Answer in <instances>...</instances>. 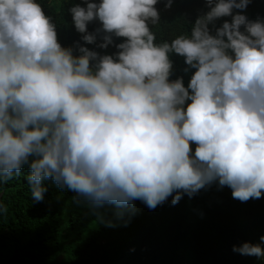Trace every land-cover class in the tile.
<instances>
[{
  "label": "clouds",
  "instance_id": "1",
  "mask_svg": "<svg viewBox=\"0 0 264 264\" xmlns=\"http://www.w3.org/2000/svg\"><path fill=\"white\" fill-rule=\"evenodd\" d=\"M159 2L72 4L84 44L99 37L106 49L123 38L101 55L62 46L37 0H0V188L26 169L33 201L51 181L102 222L108 206L131 217L137 200L154 210L213 183L240 202L262 198L264 18L242 14L252 0H205L190 35L158 43L150 25L160 22ZM162 2L168 9L173 0ZM94 20L100 27L88 32ZM171 53L185 73L194 69L187 87L170 79ZM259 241L233 251L264 258V235Z\"/></svg>",
  "mask_w": 264,
  "mask_h": 264
},
{
  "label": "trees",
  "instance_id": "2",
  "mask_svg": "<svg viewBox=\"0 0 264 264\" xmlns=\"http://www.w3.org/2000/svg\"><path fill=\"white\" fill-rule=\"evenodd\" d=\"M37 2L56 24L60 44L73 47L74 54H78L77 43L104 55L114 54V45L123 42L114 37L113 45L100 49L98 37L96 43L84 44L67 11L72 4L84 6L82 0ZM156 7L160 22L150 27L158 43L190 35L196 18L209 10L205 0H173L168 9L161 0ZM242 14L264 18V0H252ZM225 20L230 22L231 17L210 24L211 34ZM98 27L100 22L94 20L87 29L93 32ZM170 59V79L182 77L187 87L194 69L185 73L184 58L175 53ZM22 172L0 188L5 206L0 213V264H264V258L233 251L234 245L259 243L264 235V195L240 202L232 198L230 188L213 183L191 198L182 194L175 205L170 196L154 210L137 200L138 211L131 217L117 218L114 206H108L101 210L102 222L83 202H75L73 193L61 191L51 181H45L43 201H33L25 179L27 170ZM109 221L112 226L107 225Z\"/></svg>",
  "mask_w": 264,
  "mask_h": 264
},
{
  "label": "rangeland",
  "instance_id": "3",
  "mask_svg": "<svg viewBox=\"0 0 264 264\" xmlns=\"http://www.w3.org/2000/svg\"><path fill=\"white\" fill-rule=\"evenodd\" d=\"M251 257H253V256H251ZM251 262H253V263H254V259H251Z\"/></svg>",
  "mask_w": 264,
  "mask_h": 264
}]
</instances>
